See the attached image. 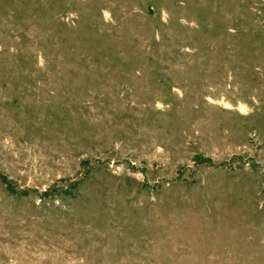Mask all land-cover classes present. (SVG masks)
<instances>
[{
	"label": "rangeland",
	"instance_id": "1",
	"mask_svg": "<svg viewBox=\"0 0 264 264\" xmlns=\"http://www.w3.org/2000/svg\"><path fill=\"white\" fill-rule=\"evenodd\" d=\"M0 264H264V0H0Z\"/></svg>",
	"mask_w": 264,
	"mask_h": 264
}]
</instances>
